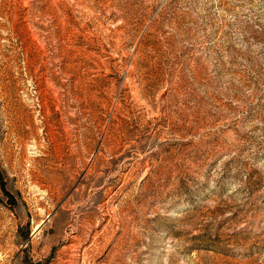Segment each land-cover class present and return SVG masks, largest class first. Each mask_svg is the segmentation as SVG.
<instances>
[{"label":"rangeland","instance_id":"obj_1","mask_svg":"<svg viewBox=\"0 0 264 264\" xmlns=\"http://www.w3.org/2000/svg\"><path fill=\"white\" fill-rule=\"evenodd\" d=\"M0 264H264V0H0Z\"/></svg>","mask_w":264,"mask_h":264}]
</instances>
